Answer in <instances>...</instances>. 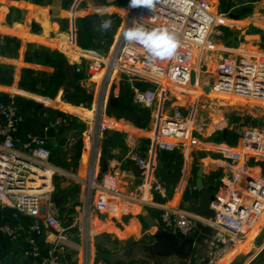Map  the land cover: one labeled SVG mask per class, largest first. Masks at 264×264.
<instances>
[{"label":"crops","instance_id":"obj_1","mask_svg":"<svg viewBox=\"0 0 264 264\" xmlns=\"http://www.w3.org/2000/svg\"><path fill=\"white\" fill-rule=\"evenodd\" d=\"M116 2L74 0L68 8H64L63 0H0V36L16 38L21 42L17 56L0 52V65L11 66L15 77L12 84L0 82V94H6L11 99L21 96L34 100L39 106L76 116L84 125L82 129H73L55 137H49L47 129H31L16 138L19 153L25 155L29 153L24 146L29 135L45 138L53 150L49 171L57 174V177L54 186L50 184L45 192L42 213L57 216L67 227L70 244L59 247L61 264H155L153 259L141 254V247L156 242L154 234L158 230L157 224L169 231L176 230L163 224L161 215L165 209L198 215L187 208L183 196L188 187L197 193L196 179L200 165H203V181L206 186L212 183L221 186L234 168L221 153L223 149L237 147L240 143L237 126L242 123L233 121V117L247 114L258 121L257 125L250 124L264 130V109L260 112L253 105L219 99L207 91V87L216 79V69L222 59L233 56L238 49L264 48V0H232L230 9H225L223 0H213L214 11L227 14V24L219 26V31L213 34L215 40L211 36L213 48L197 53L196 69L199 75L196 77L197 82L190 88L197 85L199 89L192 94L172 88L169 93H165L163 101L159 95L153 107L147 108L150 116L145 127L137 126L124 117H117L110 110L112 93L121 100L127 88H130L133 97L135 87L128 80L122 84L120 78L117 79L115 87L110 88L104 99L102 118L108 121V128L114 130L112 138L108 137L107 130L96 136L99 120L96 106L100 87H93L90 79L81 81L82 86L95 96L89 107L62 99L63 87L55 97H51L18 85L25 66L48 73L52 70L41 63L25 62L29 44L62 53L67 58L72 41L75 39L77 42L74 36L77 17L90 11L106 16H120L124 4L118 5ZM248 5L251 8L248 14L243 17L235 15V10L245 9ZM207 45L209 48L210 44ZM3 46V39L0 38V51ZM203 85L205 87H201ZM175 89L185 98L178 97L174 93ZM174 107H180L189 119H194L196 126L190 128L191 137L179 143L176 150L159 151L152 143L157 116H168ZM199 107L201 111L197 116ZM232 132L238 134L235 142L228 141ZM79 138L84 141V149L77 166L69 169L59 165V158L66 163H72L76 158L75 144ZM132 151H138L147 159L148 166L144 171L129 158ZM177 154L181 156L176 157ZM105 165L106 171L98 179ZM250 165L252 172L264 170V161H251ZM157 183L163 188L156 190ZM109 184L115 185L114 191L104 188ZM241 184L245 185L244 179ZM54 198H62L55 210L52 209ZM151 221L157 224L152 225ZM261 222L258 232L247 244V249L230 260L224 256L216 264H253L264 248L262 246L255 254L247 257L264 232V216ZM198 223L201 222L198 221L192 231L195 239L188 255L168 256L164 264H201L213 247L215 231L208 225L201 223L199 226ZM40 237L44 243L56 239L46 228ZM22 246V240L5 246V242L0 239V264H29L30 259L35 264L34 258L26 255Z\"/></svg>","mask_w":264,"mask_h":264},{"label":"built area","instance_id":"obj_2","mask_svg":"<svg viewBox=\"0 0 264 264\" xmlns=\"http://www.w3.org/2000/svg\"><path fill=\"white\" fill-rule=\"evenodd\" d=\"M105 1L114 3L117 0ZM128 4L129 0H125L121 23L108 52L83 48L75 39L68 50L67 60L75 63V72L85 73L86 79L100 87L96 106L99 117L97 137L109 127L108 121L102 118L104 99L110 88L115 87L117 79L120 78L122 84L128 80L135 87V104L151 108L162 93H169L172 88L192 86V71L197 77L199 75L194 66L196 54L213 48L211 36L219 26L227 24V14L215 12L209 0H156L152 12L144 8L130 9ZM133 19L147 29L167 27L173 31L180 42L178 55L172 59L153 60L142 47L127 45L123 32L132 26ZM207 44H210L209 48ZM215 74V81L207 87L212 96L264 109V48L254 51L238 49L233 56L222 59ZM136 82L148 85L140 88ZM23 120L13 99H0V205L34 217L30 231L40 234L46 228L56 236L54 241L44 243V249L31 240L33 246L25 254L32 256L35 264H61L59 247L70 244L67 227L57 216L42 213L43 197L52 185L54 174L49 171L52 152L45 138L29 135L24 145L29 153L20 154L32 159L27 165L34 172L27 170L20 175L25 162L17 159L20 151L15 133ZM237 130L241 137L239 145L221 151L234 168L218 188V199L212 203L213 216H192L175 209H165L161 215L167 228L178 229L185 235L192 233L198 221L214 229L213 247L201 264H216L227 253L236 251L264 216V170L252 172L250 165L251 161H264V130L250 123L238 125ZM190 131L188 116L180 107H174L168 116L158 114L152 135L153 146L159 151H174L179 143L191 137ZM129 158L143 171L148 166L147 159L138 151H132ZM14 161L19 165L14 166ZM43 173L46 178L42 177ZM30 176L35 180H30ZM242 179L245 180L243 186ZM104 188L114 191L116 187L109 184ZM162 188L160 183L155 185L156 190ZM0 233L12 240L17 238L16 228L9 224L0 223Z\"/></svg>","mask_w":264,"mask_h":264},{"label":"trees","instance_id":"obj_3","mask_svg":"<svg viewBox=\"0 0 264 264\" xmlns=\"http://www.w3.org/2000/svg\"><path fill=\"white\" fill-rule=\"evenodd\" d=\"M73 1L74 0H63L62 5L64 8H68ZM116 3L118 5H123L125 4V1L117 0ZM223 3L226 6L225 9H230L232 6V0H223ZM250 11L251 8L250 5H248L245 9H238L234 12L236 16L243 17ZM101 19H111L113 22L111 30L106 34H101L95 30L96 25L99 24ZM120 22L121 18L118 15L106 16L94 11L85 12L83 16H78L76 19V39L78 45L83 48H96L104 53L108 52L114 42V35ZM0 38H2L4 42L3 50L0 52L17 56V51L21 46V42L18 39L9 36H0ZM25 62L41 63L42 65L49 66L52 70L48 73L45 70H38L31 66H25L22 68L18 85L29 91L55 97L60 88L65 84V69L68 63L66 56L62 53L50 52L44 47L29 44L25 53ZM85 77V73L75 72L73 87L71 89L63 90L62 99L78 106H91L95 100V96L82 86L81 81L85 79ZM14 79L15 77L12 67L0 65V82L12 84ZM136 84L139 85L140 88H146V85H148L140 82H136ZM0 99L3 101L11 100L6 94H0ZM13 100L18 106L20 114L24 119L19 130L15 133L16 138L23 136L24 133H27L31 129L38 131H44L47 129L46 132L49 137H55L57 134H65L73 129H82L84 127L83 122L78 117L63 113L60 110H52L51 108L39 106V103L34 100L21 96H16ZM79 110L81 111V109ZM115 115L117 117H124L140 127L147 126L150 116L147 108H143L134 103L132 90H130V88H127L126 94L121 97ZM57 120H59V122H57ZM233 121L240 122L242 125H247L249 123H254L255 125L258 124L256 118L247 114L234 116ZM237 139L238 134L232 132L228 141L235 142ZM47 146L51 149L48 144ZM83 149L84 141L82 138H79L75 144L76 158L72 163H66L63 159L59 158V165L69 169L71 166H77L79 159L83 154ZM51 152L52 156H54L52 149ZM180 156L181 155L178 154L176 155V157ZM34 222V217L23 215L12 208L0 206V223L9 224L15 227L17 233V238L15 240H12L9 236L3 233H0V239L5 242V246H10L13 242L18 243L22 240V248L24 251L33 246L31 240H34L44 249L45 244L41 239L40 234L30 231V227ZM69 222H71V220ZM29 264H32L31 259Z\"/></svg>","mask_w":264,"mask_h":264},{"label":"water","instance_id":"obj_4","mask_svg":"<svg viewBox=\"0 0 264 264\" xmlns=\"http://www.w3.org/2000/svg\"><path fill=\"white\" fill-rule=\"evenodd\" d=\"M211 4H213V0H209ZM87 10V7L84 9ZM74 36L76 38V30L74 31ZM264 46V44H263ZM198 64L197 54L196 58L194 60V66ZM74 73H75V63L68 62L66 69H65V84L63 86L64 89H71L73 87L74 83ZM196 72L193 70L191 75V82L192 84L196 81ZM110 110L112 111L113 115L116 114L117 111V105L120 102L119 96L112 93L110 96ZM257 111H262L260 108L257 109ZM114 133V130L112 128L107 129V135L109 138H112ZM17 159L23 160L24 164L22 166L23 169L19 171L20 175H24L25 171L30 170L31 172H34V169L29 168L27 163H30L32 159H30L28 156L21 155L20 153H17ZM34 161V160H33ZM52 161V157L50 158V162ZM37 163L36 161H34ZM14 166L19 165L17 161H14ZM107 165H105V168L99 173L98 179H100L102 173L106 171ZM15 169V168H14ZM43 178H46V175L42 174ZM57 177V174L52 175V185L54 186V180ZM176 179H178L176 177ZM19 180H22L21 177H19ZM30 180H35V177L30 176ZM46 185V183H45ZM218 186L215 183H212L211 185L206 186L203 181V165L201 164L198 171H197V179H196V189L197 193H193L192 189L188 187L184 193L183 200L186 202L187 208L201 216H213L214 210L212 208V203L214 201H217V192H218ZM55 205L52 206V209L55 210L56 207H59L62 198H54L53 199ZM152 225L157 224L156 221L150 222ZM199 226H201V223H198ZM158 230L154 234V238L156 239V242L151 245H142L141 254L149 259H153L155 264H164L165 259L168 256L171 255H178L180 257H186L189 253V250L191 248V245L195 239V236L191 233L189 235L183 234L181 231L176 229L175 231H169L164 229L161 225H158ZM264 254V248L261 251V255ZM260 255V256H261ZM259 256V257H260Z\"/></svg>","mask_w":264,"mask_h":264},{"label":"clouds","instance_id":"obj_5","mask_svg":"<svg viewBox=\"0 0 264 264\" xmlns=\"http://www.w3.org/2000/svg\"><path fill=\"white\" fill-rule=\"evenodd\" d=\"M156 0H129L130 9L144 8L152 12L155 8ZM111 19H101L95 30L101 34H106L112 28ZM123 40L127 45H138L142 47L153 60L172 59L178 55L180 42L173 31L167 27L147 29L143 25L136 23L133 19L132 26L123 32Z\"/></svg>","mask_w":264,"mask_h":264},{"label":"rangeland","instance_id":"obj_6","mask_svg":"<svg viewBox=\"0 0 264 264\" xmlns=\"http://www.w3.org/2000/svg\"><path fill=\"white\" fill-rule=\"evenodd\" d=\"M125 5H123L122 6V10H124L125 9V7H124ZM215 10V9H214ZM220 12V11H219ZM123 13V12H122ZM121 23V22H120ZM219 31V27L217 28V32ZM214 40L216 39V36L215 35H213V37H212ZM257 48H250V49H248V50H251V51H254V50H256ZM197 82V81H196ZM195 82V83H196ZM93 87H98V85L97 84H94L93 85ZM201 87H205L204 85L203 86H201ZM176 89H179L180 91L181 90H184V91H188L189 93H194L195 91L197 92V89H193V88H190V87H186V88H181V87H179V88H176ZM176 89L174 90V93H176L177 95H178V97H181L182 99H184L185 97L184 96H181L180 94H179V90H177L176 91ZM192 91V92H191ZM166 94H161V96H162V101L164 100V98L166 97L165 96ZM197 111L198 112H196L197 113V116H199L200 115V107H199V109H197ZM187 115V114H186ZM189 123H190V128L191 129H193V128H195V126H196V121L194 120V119H192V118H190L189 119ZM63 223V222H62ZM64 224V223H63ZM255 232V231H254ZM257 233V232H256ZM263 234H262V236L258 239V242L256 243V245L254 246L253 245V249L248 253V255H247V257H249V256H252L253 254H255L262 246H264V232H262ZM254 236V235H253ZM252 236V237H253ZM251 237V236H250ZM251 237V238H252ZM251 238L248 240V242H247V244L251 241ZM248 247V246H247ZM247 257H244V258H247ZM230 260V259H229ZM225 263V262H224ZM253 264H264V254H262Z\"/></svg>","mask_w":264,"mask_h":264},{"label":"bare ground","instance_id":"obj_7","mask_svg":"<svg viewBox=\"0 0 264 264\" xmlns=\"http://www.w3.org/2000/svg\"><path fill=\"white\" fill-rule=\"evenodd\" d=\"M204 47V46H203ZM196 67H197V65H196ZM195 67V68H196ZM192 84V83H191ZM193 89H199L198 88V86L197 85H194V87H193ZM232 101V100H231ZM64 172V171H63ZM262 225V222H261V220H259L257 223H256V225H255V227L254 228H252L251 229V231L248 233V235H247V237L245 238V241H243L238 247V249L236 250V251H232V252H229V253H227L225 256H226V260H228V259H232L235 255H237L239 252H241L242 250H245V249H247L248 247H247V242H248V240L253 236V235H255V233L256 232H258V230H259V228H260V226ZM255 231V232H254ZM251 236V237H250Z\"/></svg>","mask_w":264,"mask_h":264}]
</instances>
